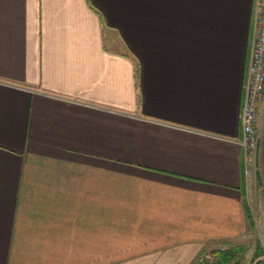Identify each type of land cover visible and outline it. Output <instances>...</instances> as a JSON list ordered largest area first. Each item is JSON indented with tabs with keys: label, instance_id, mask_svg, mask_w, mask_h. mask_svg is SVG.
I'll return each instance as SVG.
<instances>
[{
	"label": "crops",
	"instance_id": "obj_1",
	"mask_svg": "<svg viewBox=\"0 0 264 264\" xmlns=\"http://www.w3.org/2000/svg\"><path fill=\"white\" fill-rule=\"evenodd\" d=\"M254 5L0 0V264H264L239 145Z\"/></svg>",
	"mask_w": 264,
	"mask_h": 264
},
{
	"label": "built area",
	"instance_id": "obj_2",
	"mask_svg": "<svg viewBox=\"0 0 264 264\" xmlns=\"http://www.w3.org/2000/svg\"><path fill=\"white\" fill-rule=\"evenodd\" d=\"M264 106V0H255L243 102L240 114L245 169L256 176L262 148L261 108ZM264 199V194H262ZM222 264H240L228 261Z\"/></svg>",
	"mask_w": 264,
	"mask_h": 264
},
{
	"label": "rangeland",
	"instance_id": "obj_3",
	"mask_svg": "<svg viewBox=\"0 0 264 264\" xmlns=\"http://www.w3.org/2000/svg\"><path fill=\"white\" fill-rule=\"evenodd\" d=\"M262 135H264V133H262ZM259 159L261 160V154H260V158ZM260 171H262L261 170V166L258 165L256 174L259 175ZM248 185H249V188H250V198L249 199H250L251 207H252L254 215L257 216L258 212H257V208L255 209L253 200H254V196L255 195L259 199L262 196V194H264V186L258 184V181L256 180L254 174L250 177V181H249ZM259 237L258 238L255 237L256 239L252 238V240H253L252 245L254 246L255 242H256L255 240L259 239L258 240L259 244L256 245V246H257L258 249L264 250V247H262V244H264V242H262V241H264V240H262ZM207 259H208V261H204L203 260V261L199 262V264H215L213 261H210V260H213V257L212 258H207ZM237 260L239 261L241 259H233V261H237ZM242 263H244V262L242 261Z\"/></svg>",
	"mask_w": 264,
	"mask_h": 264
},
{
	"label": "trees",
	"instance_id": "obj_4",
	"mask_svg": "<svg viewBox=\"0 0 264 264\" xmlns=\"http://www.w3.org/2000/svg\"><path fill=\"white\" fill-rule=\"evenodd\" d=\"M261 153H264V135H262V149ZM262 175H264V171H262ZM233 251H226V252H215V264H222L228 261L233 260L234 258L231 257Z\"/></svg>",
	"mask_w": 264,
	"mask_h": 264
}]
</instances>
